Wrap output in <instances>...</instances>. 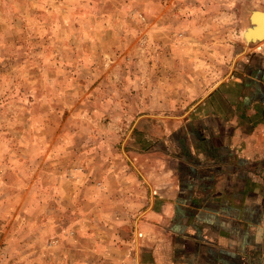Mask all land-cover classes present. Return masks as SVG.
Wrapping results in <instances>:
<instances>
[{
  "label": "rangeland",
  "instance_id": "rangeland-1",
  "mask_svg": "<svg viewBox=\"0 0 264 264\" xmlns=\"http://www.w3.org/2000/svg\"><path fill=\"white\" fill-rule=\"evenodd\" d=\"M254 8L0 0V264H135L150 201L135 150L258 46Z\"/></svg>",
  "mask_w": 264,
  "mask_h": 264
},
{
  "label": "crops",
  "instance_id": "crops-1",
  "mask_svg": "<svg viewBox=\"0 0 264 264\" xmlns=\"http://www.w3.org/2000/svg\"><path fill=\"white\" fill-rule=\"evenodd\" d=\"M144 138L135 264H264V41Z\"/></svg>",
  "mask_w": 264,
  "mask_h": 264
},
{
  "label": "water",
  "instance_id": "water-1",
  "mask_svg": "<svg viewBox=\"0 0 264 264\" xmlns=\"http://www.w3.org/2000/svg\"><path fill=\"white\" fill-rule=\"evenodd\" d=\"M264 10L254 8L248 18L249 25L243 32V39L248 44L260 43L264 41V21L255 18V16H263Z\"/></svg>",
  "mask_w": 264,
  "mask_h": 264
},
{
  "label": "bare ground",
  "instance_id": "bare-ground-1",
  "mask_svg": "<svg viewBox=\"0 0 264 264\" xmlns=\"http://www.w3.org/2000/svg\"><path fill=\"white\" fill-rule=\"evenodd\" d=\"M255 18H258V19H260V21L261 22H263L264 21V15L261 17V16H255Z\"/></svg>",
  "mask_w": 264,
  "mask_h": 264
}]
</instances>
